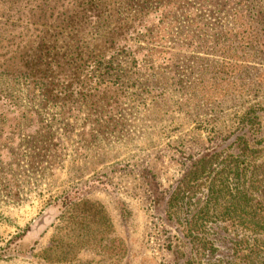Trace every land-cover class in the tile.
<instances>
[{"label": "rangeland", "instance_id": "rangeland-1", "mask_svg": "<svg viewBox=\"0 0 264 264\" xmlns=\"http://www.w3.org/2000/svg\"><path fill=\"white\" fill-rule=\"evenodd\" d=\"M82 1L0 0V264H185L166 199L186 159L240 130L250 107L264 127V40L255 34L262 20L264 36V0H247V21L244 0H214V17L202 14L237 41L225 61L221 50L182 61L172 41L183 29L160 26L151 40L156 16L106 36L90 15L82 20ZM118 46L123 89L98 85L95 68ZM39 57L53 69L29 76L24 65ZM196 83L198 107L185 90ZM212 227L216 258L242 248Z\"/></svg>", "mask_w": 264, "mask_h": 264}, {"label": "trees", "instance_id": "trees-1", "mask_svg": "<svg viewBox=\"0 0 264 264\" xmlns=\"http://www.w3.org/2000/svg\"><path fill=\"white\" fill-rule=\"evenodd\" d=\"M244 1L243 14L246 15L243 16L247 21L251 16L252 3ZM80 4L85 6L82 20L90 15L88 18L96 20L98 29L106 28V36L114 37L121 33L120 36H125L130 30H139L137 24L151 16H156L160 25L149 23L147 31L150 36H155L160 26H178L183 30L174 33L172 42H177L179 51H183L182 61L190 59L189 51L215 56L220 50L218 56L224 61L229 60L237 44L233 37L225 38L222 32L219 37L213 22H203L202 14L214 17V0H83ZM232 11L226 10L225 16L232 17ZM261 22L255 25V34L259 40H264V36L259 34L263 32ZM110 40L115 41L114 38ZM121 49L120 46L113 47L105 56L102 55V61L95 68L99 72L98 85L108 83L123 89L116 77L118 65H115L117 56L122 54ZM75 55L76 62L70 64L72 74L82 52ZM195 59L204 60L201 57ZM40 60L41 57L36 64L24 65V72L29 76L32 75L30 72H33L32 76H48L54 66L45 59ZM208 61L214 63L216 60ZM198 84L185 89H193L195 94L189 97L193 102L189 106L198 107L202 99L199 93L201 85ZM185 92L187 96L190 94V91ZM260 117L259 111L250 107L241 120L240 130L221 138L222 143H216L202 154L190 155L186 159V171L167 196L165 216L170 224L177 225L178 232L182 234L184 249H181V255L187 257L185 264H264V139H260L264 127ZM215 134L213 140L219 138L217 132ZM232 137L235 138L228 143ZM129 217V208L123 206L122 218L127 220ZM214 224L223 226L219 237L242 245L230 258L215 257L217 247L214 239L217 236L213 232Z\"/></svg>", "mask_w": 264, "mask_h": 264}]
</instances>
